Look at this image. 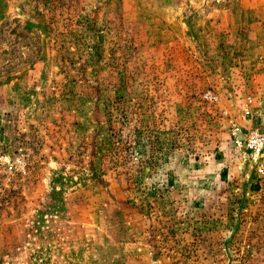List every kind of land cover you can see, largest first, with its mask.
<instances>
[{
  "label": "rangeland",
  "instance_id": "374dc122",
  "mask_svg": "<svg viewBox=\"0 0 264 264\" xmlns=\"http://www.w3.org/2000/svg\"><path fill=\"white\" fill-rule=\"evenodd\" d=\"M0 264H264V0H0Z\"/></svg>",
  "mask_w": 264,
  "mask_h": 264
},
{
  "label": "built area",
  "instance_id": "2783aa9c",
  "mask_svg": "<svg viewBox=\"0 0 264 264\" xmlns=\"http://www.w3.org/2000/svg\"><path fill=\"white\" fill-rule=\"evenodd\" d=\"M252 143H253V145H256V146L261 145V141H260L259 139H257V138H254V139L252 140Z\"/></svg>",
  "mask_w": 264,
  "mask_h": 264
}]
</instances>
